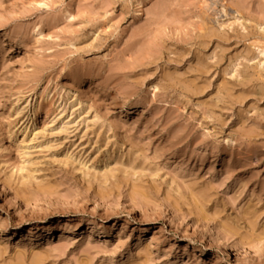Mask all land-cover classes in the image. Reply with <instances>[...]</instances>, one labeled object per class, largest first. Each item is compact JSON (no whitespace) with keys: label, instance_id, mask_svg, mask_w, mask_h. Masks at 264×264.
<instances>
[{"label":"rangeland","instance_id":"1","mask_svg":"<svg viewBox=\"0 0 264 264\" xmlns=\"http://www.w3.org/2000/svg\"><path fill=\"white\" fill-rule=\"evenodd\" d=\"M263 51L264 0H0V264H264Z\"/></svg>","mask_w":264,"mask_h":264},{"label":"bare ground","instance_id":"2","mask_svg":"<svg viewBox=\"0 0 264 264\" xmlns=\"http://www.w3.org/2000/svg\"><path fill=\"white\" fill-rule=\"evenodd\" d=\"M264 53V51H263ZM91 238V235L88 236V239L90 240ZM203 239H206V243H205V246H204V254L206 255H211V253H214L216 251V249L218 248L219 246V241L220 239L217 238V237H213V236H210V237H207V238H203ZM151 246V242L149 241H146V249H148L149 247ZM143 250V248L141 249Z\"/></svg>","mask_w":264,"mask_h":264}]
</instances>
